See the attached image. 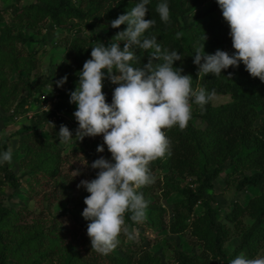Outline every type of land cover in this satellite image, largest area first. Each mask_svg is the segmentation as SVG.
<instances>
[{
  "label": "trees",
  "instance_id": "1",
  "mask_svg": "<svg viewBox=\"0 0 264 264\" xmlns=\"http://www.w3.org/2000/svg\"><path fill=\"white\" fill-rule=\"evenodd\" d=\"M199 1L193 0L192 3ZM136 2L137 0H35V3L22 7L14 4L9 6V10L0 11V22L4 20L3 14L10 11V21L17 22L25 30H37L39 24L49 20L55 29H63L68 33L64 39L67 46L63 52V61L58 66L61 77L67 75L64 87L55 90L56 98L48 110L38 115L32 114L28 123L17 131L21 137L19 147L24 154L21 162L32 173L34 185L46 186L53 180L52 185L61 192L62 198L72 192L70 185L65 186L55 179L59 173L60 150L54 142L44 139L39 131L45 126L50 134L57 136L60 125L68 128L64 117L72 115L75 110L63 103L66 92L77 83V73L96 43L108 46L115 42L123 48V41L120 42L114 36L126 26L120 25L119 28L112 29L109 22L129 11ZM158 2L160 0H149L146 5L148 11L144 19H154L155 24L145 35L155 36L162 50H177L181 54L182 61L174 62L173 67H181L182 74L192 77L193 89L203 86L206 91H214L216 95H228L230 101L217 106L212 105L211 101L203 110L192 104L194 109L191 110V118L184 129L177 126L163 129L169 140L170 154L166 153L148 165L151 175L156 177L152 183L155 187L165 189L164 196L170 191H177L183 199L174 207L173 221L170 222L162 221L164 211L152 205L150 222L147 224L155 228L165 226L169 234L180 235L193 248L199 247V257H191L170 243L173 255L170 264H229L230 260L241 253L254 258L264 246V186L257 196L248 201L247 206L235 205L225 216L231 224L234 222L233 228L216 218L217 209L210 207L211 199L204 193L212 188L226 162L234 167L231 174L251 172L249 176L237 178V193L255 187L264 178V83L258 78L250 77L242 64L222 70L220 76L197 73L198 68L193 65L191 57L196 48L203 46L206 54H213L217 49L229 54L234 51L228 36L229 29L222 21L221 11L215 0L205 12L194 15L189 24L181 23L192 10L186 0H167L169 20L166 23L155 12ZM216 11H219L220 19L215 15ZM205 16L208 18L204 19ZM94 23L107 26L106 32L95 36L92 34L89 39L77 36L84 30L93 31ZM14 29V26L8 24L0 28V107L8 110L9 105L13 104L11 114L6 118L16 116L30 102L37 103L38 106L47 104L46 99H41L40 92L47 84L50 85L49 78L31 85L33 65L29 58H23L15 52L16 43L25 44L29 39L22 31L14 32ZM203 36L207 39L206 43L203 42ZM149 51L135 50L137 63L134 66L143 67L148 61ZM20 70L25 72L26 77H18L16 82L9 83L8 74H16ZM23 91L25 95L17 101V96ZM112 91L105 95L106 103L111 102ZM195 118L204 123L203 128L196 127ZM257 120L260 121L259 125L253 127ZM89 138L85 137L83 145L91 152V163L100 156L109 159L106 148L102 153L96 152L97 145H102V139L94 141ZM90 171L94 175L98 170L90 168ZM175 176L180 179L190 176L193 179L180 187L178 180H174ZM7 185L17 189L18 179L12 171L0 164V187ZM141 191L146 194L147 185L142 186ZM195 207L202 209L198 216L194 215ZM243 213H248L253 221L247 227L237 223L238 217L243 216ZM20 214V210H15L10 204L4 206L0 203V264H6L7 258L15 259L17 264H161L157 257L150 254L136 259V253L129 248L133 244L123 242V236H126L123 232L120 247H124L122 249L127 254L101 255L91 249L89 238L81 240L82 235L79 236L80 241L84 242L82 246L70 242L71 236L67 235L69 227L64 226L58 218L53 219L49 226H43L41 219L23 224ZM130 215L129 211L124 213V224L129 232L136 224L129 219ZM73 222L75 221H69ZM232 237H238L239 243L233 251H229L225 244Z\"/></svg>",
  "mask_w": 264,
  "mask_h": 264
},
{
  "label": "clouds",
  "instance_id": "2",
  "mask_svg": "<svg viewBox=\"0 0 264 264\" xmlns=\"http://www.w3.org/2000/svg\"><path fill=\"white\" fill-rule=\"evenodd\" d=\"M215 3L228 25L234 51L229 54L217 49L206 54L203 46L196 48L191 57L197 73L220 76L222 70L242 64L250 77L264 83V0ZM148 4L149 0H137L129 11L109 22L112 29L126 26L114 36L123 41L122 49L115 42L91 47L90 59L84 61L76 86L68 93L69 104L75 105L72 116L77 128L73 135L65 125H60L57 133L63 143L101 136L102 145H97L96 152L102 153L106 148L110 153V159L100 156L90 165L83 159L81 165L98 171L94 179L81 180L77 185L88 194L81 212L82 218L89 221L86 236L91 249L101 255L117 246L122 231L129 240L138 236L135 229L129 232L124 226V213L131 212L129 219L137 223L145 218L147 202L137 190L153 182L150 162L170 154L163 129H184L191 118V105L203 110L216 95L203 86L194 90L192 77L182 74L181 67H173L174 62L182 61L181 54L177 50H162L155 36L145 35L155 24L154 19H144ZM155 12L162 22H168L167 0H160ZM137 49L150 50L143 67L134 66ZM105 79L116 85L110 103H106L102 92ZM66 81L67 75L60 77L55 81L56 87ZM11 158V150L0 151V164L10 162ZM72 173L73 177L80 175L79 170ZM229 264H264V257L248 258L241 253Z\"/></svg>",
  "mask_w": 264,
  "mask_h": 264
},
{
  "label": "rangeland",
  "instance_id": "3",
  "mask_svg": "<svg viewBox=\"0 0 264 264\" xmlns=\"http://www.w3.org/2000/svg\"><path fill=\"white\" fill-rule=\"evenodd\" d=\"M19 1V2H18ZM0 0V11L9 10V6L16 4L18 7L25 6L29 3H35V0ZM193 0H186V4L192 6L191 14L186 15L181 23L189 24L193 19L194 15L199 12H205L212 4L213 0H200L197 3H192ZM79 4V2H77ZM218 19L221 18L219 11L215 12ZM4 20L0 22V28L6 24L14 26V32L22 31L29 40L25 44L16 43L15 52L21 55L23 58H29L31 65H33L32 75L30 78L31 85L42 82L44 79L49 78L51 86L55 87L57 90L64 87V84L57 88L55 81L59 80L61 77V72L59 69V64L63 61V52L67 46L65 42V36L68 34L63 29H54L53 25L49 20L39 24L37 30H25L17 25V22L10 21V11L8 14H3ZM205 16L204 19H207ZM200 21V20H198ZM224 25L228 28V25L223 20ZM94 30H84L78 33L77 36L80 39H89L93 34L97 33L104 34L107 30V26L101 23H94ZM229 29V28H228ZM207 39L203 42L206 43ZM90 59V56L85 58L84 61ZM68 62H71L70 60ZM18 77L25 78V72L20 70L16 74H8L7 81L9 83H14L17 81ZM102 92L106 95L108 92L113 90L114 85L110 84L107 79L103 81ZM48 85V84H47ZM76 84L73 85L72 89L67 91L63 99V103L70 106L72 110H75L74 104H69L68 93L74 90ZM197 87L196 89H198ZM194 89V90H196ZM41 95H45L48 102L47 109L53 104L56 95H50L45 91L43 87ZM25 95V91L20 92L17 96V101ZM228 95H215L212 100V105L217 106L229 102ZM41 104L39 106L37 103L30 102L20 111L16 116L11 118H6L7 115L11 114V109H13V104L9 105L8 110H4L0 107V151L11 150L12 158L10 162H5L2 165L9 171H12L15 177L18 179V188L12 189L9 185L5 187H0V203L4 206L11 205L15 210H20V221L24 223H30L33 219H41V224L43 226H49L53 219H59L64 226L69 227L68 237L71 236L70 242L74 245H83V241L86 236V226L89 221L82 218L81 212L85 205L83 204V199L86 196V192L83 188H77V185L81 180H91L95 178V175L91 174L90 167L83 166L81 163L83 159L87 161L88 165L91 164V152L88 148L83 145V140L75 141L69 143L59 142L57 136L50 134L47 128L44 126L40 129L39 133L44 139H49L56 144L60 154L59 162V173L55 177L58 183L63 185H70L72 187V192L68 194L67 197L62 198L60 196L61 192L54 188L50 180L46 186L34 185L32 180V173L28 169L24 168L21 159L24 154L20 150V136L17 131L20 130L29 121V117L32 114H40L42 112ZM194 107L191 105V110ZM263 114V113H262ZM65 122L68 125L70 132L75 133L77 124L71 114L66 115ZM194 123L196 127L203 128L204 123L199 119L195 118ZM260 121L257 120L253 124L259 125ZM97 141L102 139L101 136L90 137L89 140ZM89 140L87 141L88 143ZM110 153H107L110 159ZM233 166L226 165L219 175V177L213 182L212 188L205 191L204 195L210 197L209 202L210 207H216V218L230 228H233V224L225 219V216L230 213L235 205L240 207L247 206L248 201L252 199L255 195L257 196L264 186V178L255 187H251L247 190L235 192V184L238 181L237 178L242 176H249L250 171H245L241 174H231L233 171ZM79 170L80 175L73 177L72 171ZM163 173V172H162ZM161 173V174H162ZM158 173H156L157 175ZM155 175V176H156ZM156 179V177L154 178ZM192 177L188 176L186 178L180 179L179 177H174V180H178L179 186L182 187L190 183ZM155 183V182H154ZM152 183L147 184V193L144 194L139 188L137 191L140 192L147 202V207L145 209V218L142 222L135 224L131 227L136 230L138 236L129 240L127 236H123L124 243H132L130 250L136 253V259L139 256L150 254L158 258L161 264H170L173 260L172 249L169 245L173 243L177 249L187 252L191 257H199L200 249L199 247L193 248L187 242L183 240L180 235H171L167 232L165 226H158V228L150 227L147 223L150 222L149 214L152 205L160 208L164 211L162 221H173V209L182 199L183 196L177 191H170L167 196H164L165 189L162 187H155ZM157 186V185H156ZM179 208V207H178ZM180 210V209H179ZM202 213L201 207L194 208V215L198 216ZM71 215V216H70ZM69 221H75L69 223ZM20 222V223H21ZM126 221H124L125 223ZM251 216L248 213H243V216L238 217L237 223H240L242 227L249 226L252 223ZM31 224V223H30ZM124 226H126L124 224ZM127 227V226H126ZM123 232V231H122ZM121 232V233H122ZM121 233L117 237L119 243L117 246L109 252V254L114 256H124V247L121 245ZM82 235V236H81ZM81 236V240L79 239ZM77 238V239H76ZM264 242V241H263ZM239 243L238 237H232L226 244L225 248L229 251H233ZM10 244H13L10 243ZM264 257V246L254 258ZM6 264H17V261L13 258H7Z\"/></svg>",
  "mask_w": 264,
  "mask_h": 264
},
{
  "label": "built area",
  "instance_id": "4",
  "mask_svg": "<svg viewBox=\"0 0 264 264\" xmlns=\"http://www.w3.org/2000/svg\"><path fill=\"white\" fill-rule=\"evenodd\" d=\"M55 29V28H54ZM56 88L55 87H53V86H51V89H50V85H47L46 87H45V91L47 92V93H49L50 95H56ZM41 99H46V97H45V95H41ZM55 100V99H54ZM47 104H48V102H47ZM47 104H45V105H43V106H41V109H42V111H46V110H48L47 109ZM30 118V117H29Z\"/></svg>",
  "mask_w": 264,
  "mask_h": 264
}]
</instances>
